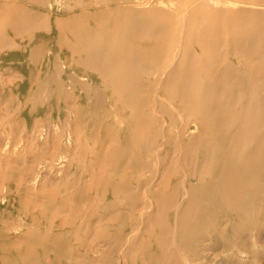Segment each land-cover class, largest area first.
<instances>
[{"label": "bare ground", "instance_id": "1", "mask_svg": "<svg viewBox=\"0 0 264 264\" xmlns=\"http://www.w3.org/2000/svg\"><path fill=\"white\" fill-rule=\"evenodd\" d=\"M27 2L0 0V264L257 259L264 0Z\"/></svg>", "mask_w": 264, "mask_h": 264}, {"label": "rangeland", "instance_id": "2", "mask_svg": "<svg viewBox=\"0 0 264 264\" xmlns=\"http://www.w3.org/2000/svg\"><path fill=\"white\" fill-rule=\"evenodd\" d=\"M7 1H11V2H13V1H16L17 3H19V4H25V5H27V6H29L30 8H32V9H34V10H36V5L33 3V2H27V0H7ZM114 6V5H113ZM47 9V8H46ZM45 8H44V10L43 11H45V12H47V10H46ZM49 9V8H48ZM64 13L61 15V17L63 18L62 19V21L63 22H66V20H69L70 19V15H71V13H72V11H68V10H66V8L64 7ZM60 10H63V8L62 9H60ZM90 10L91 11H94V7H92V8H90ZM36 12V11H35ZM45 12H42L44 15H46V13ZM48 15V17H49V22L51 23V25H52V23H53V21H54V19H55V15L56 14H54L53 12H51V13H48L47 14ZM38 16H37V14L36 15H34V18H37ZM67 17V18H66ZM66 19V20H65ZM81 22V24L80 25H78V26H76L77 27V29H75L76 27H74V28H70V29H65V31H66V33L69 35V36H72V34L74 33V32H76L78 29H80V28H83L84 26H86V25H88V26H97L98 25V23L96 22V21H94V20H91L90 18H87V19H84V20H81V21H79V22H77V23H80ZM104 24H106V25H111V23L110 22H105ZM52 31L51 32H49V33H46V32H38L37 33V37L38 38H40V37H56V35L58 34V31H57V29L54 27V25L52 26ZM64 51H66V49H64ZM54 52H58V50L57 49H55L54 50ZM232 60H233V62L236 64V66L237 67H241V63H239L240 62V60L241 59H239L237 56H233L232 57ZM225 151V144H224V147H217V148H215L214 150H213V152H215V153H223ZM248 178V177H247ZM250 180H252L253 181V177H251L250 176ZM261 185H262V189L264 190V169L262 170V175H261ZM254 189H258V188H255V186H254V188L252 189V191H254ZM225 215V214H224ZM225 219H226V217H225ZM239 220L238 219H232V220H230V222H229V224H228V231H229V234H228V236H227V239H236L238 236H241L242 238H244V234L245 233H242L241 231L242 230H240L239 228H238V225L239 226H241L240 225V223L238 222ZM228 222V221H227ZM226 221L224 222V225L227 223ZM200 227L199 228H203V227H205V224L203 223V224H200L199 225ZM242 227V226H241ZM245 227V228H244ZM243 228L244 229H250V227H249V224H244L243 225ZM242 228V229H243ZM255 231V230H254ZM259 231H261V233H258ZM259 231L258 230H256V235L255 236H247L246 238H249V240H248V242H250V241H255L254 239L257 237V238H261V236L264 234V228H260L259 229ZM251 232V231H250ZM215 234L217 235V236H219L220 235V233L218 232V231H216L215 232ZM224 236H226V234H224ZM240 237V238H241ZM195 238V235L194 234H190V235H187V240L191 243L192 242V240ZM208 244V243H207ZM151 246H155V244H153V245H151ZM208 246V245H207ZM206 246V243H204V244H202L201 245V248H204V247H207ZM211 246V249H206L205 250V252H209V259H210V261H209V264H264V249H261L262 250V253L258 256V258L257 259H252V258H249V256H247V255H245V253L244 254H242L241 256H239V257H237V259H231L230 258V260L227 258L229 255H230V252H231V249H224L223 247L221 248L220 246H219V244H217V243H213V245H210ZM216 251V252H215ZM241 251H242V249H241ZM223 253V254H222ZM225 253V254H224ZM220 255V256H219ZM222 255V256H221ZM224 256V257H223ZM218 257V258H217ZM223 257V258H222ZM248 257V258H247ZM217 259V260H216ZM239 259V260H238ZM147 260H149V258L147 259ZM154 261L155 260H151V262L152 263H154ZM225 261V262H224ZM214 262V263H213ZM217 262V263H216ZM128 264H140V262H138V261H135V262H131V261H129L128 262Z\"/></svg>", "mask_w": 264, "mask_h": 264}]
</instances>
